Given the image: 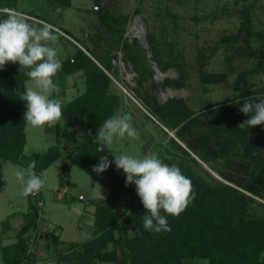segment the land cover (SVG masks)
<instances>
[{
  "label": "trees",
  "instance_id": "trees-1",
  "mask_svg": "<svg viewBox=\"0 0 264 264\" xmlns=\"http://www.w3.org/2000/svg\"><path fill=\"white\" fill-rule=\"evenodd\" d=\"M16 1L0 0V10H16ZM54 2L62 8L70 6L69 0ZM94 2L99 3V0ZM253 6L251 4L242 8V21L238 32L223 37L222 41L236 42L243 33V39L248 41L251 33L249 9ZM94 12L112 38L111 47H120L125 63H130L137 75V84L142 85L152 69L142 62L146 56L141 55L135 48L136 41L129 44L124 40L125 20L106 10ZM3 14L5 12L0 11V15ZM147 38L151 44L152 56L157 67H161L160 70L164 71L169 67L181 68L171 56L170 44H158L152 34ZM95 49H86L89 54L78 49L79 55L71 63L63 61L60 69L67 76L81 72L84 87L81 94L67 103H62L61 119L64 126L66 129L88 128L89 132L82 141L69 147L63 143L61 134L64 130L57 123L54 128L49 129L54 144L46 151L32 154L24 160L22 153L26 144V123L21 111H26V102L19 99L17 90L24 91V83L29 80L25 75L27 70H19L18 63H9L0 70V174L2 165L6 162L27 167L31 161H35L34 171L38 173L62 160L58 181L60 188H64L72 185L69 181L70 167L65 162L67 159L110 191L107 198L90 202L94 205V211L93 224L88 231L92 232L94 238L69 242L67 248L70 253L61 258L65 261L64 264H195L196 260H205L207 264H264V205L256 206L258 202L252 199H264V126L261 124L249 129L238 127L241 122L250 118V115L240 112L243 99H253L255 93L240 91V95L234 98V105L206 104L197 114L180 99L168 100L167 107H164L165 112L160 110L162 107L153 106L155 112H161L162 117L172 123L169 131H175L176 135L185 138L186 150L177 142L181 140L175 134V138L171 139L182 156L187 157L197 167L198 163L190 153L204 163L222 156L228 163L227 167L232 170L224 172L212 168L227 182L212 185L197 178L189 165L185 166L181 171L191 180L195 199L179 217H166L171 227L170 232H149L143 228L142 216L147 210L136 193L135 185L125 187V181L119 178L113 167L99 174L93 171V166L99 163L100 157L108 154L107 149L99 150L100 143L96 139L99 127L120 109L118 96L110 91L111 79L98 66L99 64L108 72L113 69L110 59L112 48L103 55L96 53ZM261 50L262 57L257 59L251 70L237 76L236 84L248 74L264 72V44ZM166 55L168 59L164 58ZM205 60L206 56L202 53L197 56L200 80L205 84L225 81V74L214 76L201 69ZM162 85L176 89L184 87V83L178 79H165ZM152 87H157V84L152 83ZM260 92L264 95V88ZM147 94H140L136 90L135 95L152 108L150 102H147ZM203 120L208 123V131L204 128L206 125ZM71 133V130H67L64 137L67 138ZM237 144L242 150L241 156L236 151L232 154L233 149H236L233 147ZM160 159L169 165L170 160L167 157ZM115 205L121 208L120 213L115 211ZM37 219L38 214L33 207L32 211L25 214V222L19 228L15 242L0 245L3 264H34L29 240L37 233ZM129 231H133V234L130 235ZM53 241L54 244H59L56 237Z\"/></svg>",
  "mask_w": 264,
  "mask_h": 264
},
{
  "label": "rangeland",
  "instance_id": "rangeland-1",
  "mask_svg": "<svg viewBox=\"0 0 264 264\" xmlns=\"http://www.w3.org/2000/svg\"><path fill=\"white\" fill-rule=\"evenodd\" d=\"M69 1L70 6L62 8L54 0H17L15 9L24 13L30 22L37 25L40 22H47L54 26L59 39L53 46L56 47L62 62L71 63L79 55L78 49L87 53L86 49L96 48V53L103 55L112 48L110 59L111 56H115L117 61L111 71L104 70L96 63L111 79L110 91L118 96L120 109L132 114L134 127L138 130L140 139L132 140L125 137L123 140H114L111 145L101 146L102 150H108L109 161H114V155L119 154L136 156L155 154L159 158L167 157L170 166L177 165L184 169L189 165L195 176L204 182L212 185L218 182L227 184L221 175L212 169L224 172L232 170L227 167L226 159L220 156L216 160L204 163L187 150L199 167L192 164L187 157L182 156L171 140L175 138L174 134L176 135L175 131H169L172 123L162 117L161 112H155L153 106L162 107L160 110L165 112L164 107H167L168 100L180 99L197 114L206 104L232 106L235 104L234 98L241 92L255 93L253 99L264 98L260 92L264 88V72L257 75L248 74L236 84L237 76L251 70L257 59L262 57L264 0H99V3H95L94 0ZM251 4L254 6L249 9L251 33L248 41L243 39L245 33L236 42L222 41L223 37L238 32L242 21L240 12L244 6ZM94 10L98 12L106 10L115 17L125 20L124 40L129 44L136 41L135 48L141 55L146 56L142 62L152 69L151 74H147V81L142 85L137 84V75L132 65L125 63L120 47H111L112 38ZM150 34L158 44L171 45V56L180 64V69L169 67L163 71L160 70V66L157 67L147 38ZM200 52L206 56L201 69L214 76L225 74V81L205 84L200 80L197 61ZM164 58L168 59V56ZM18 69L20 70V65ZM53 79L60 88V92L54 94L53 98L61 100L62 103L71 101L84 90L81 72L67 76L59 70ZM165 79L181 80L184 87L180 89L164 87L162 83ZM152 83H156L157 87H152ZM25 85L31 86V81H26ZM136 90L140 94L148 93L147 102H150L152 108L136 97ZM24 113L21 111L23 117ZM57 123L64 130L61 134L63 143L69 147L82 141L89 132L88 128L79 130L75 127L73 128L75 132L72 128L66 129L62 119ZM203 123L208 131L207 121L203 120ZM194 128L193 131L196 130ZM49 129L25 125L26 144L22 153L23 160L32 154L46 151L54 144ZM67 130H71L72 133L65 138ZM176 136L181 140L177 142L185 149V138ZM233 148L236 149H233L232 154L236 151L241 156L240 145L237 144ZM65 162L70 167L71 186L60 188L58 178L63 162L58 160L47 169L36 173L46 177V184L37 195L28 197L21 195V185L14 175L18 168L26 167L9 162L3 163L0 174V245L9 244L15 239L19 228L25 222V214L32 211L33 207L38 214V226L37 233L29 240L30 249L34 247L40 233L56 235L60 240L59 248L64 249L69 242L84 241L81 234L85 229L89 230L93 224L94 205L90 202L107 198L110 191L101 183L95 182L89 174L70 160L66 159ZM110 167L115 169L120 179L126 180L123 170H117L114 163H111ZM233 175L237 176L235 173ZM83 196L85 200L82 199ZM252 199L258 202L256 206L264 205V199L256 197ZM38 202L41 205L38 206ZM115 206V211L120 213L121 208ZM129 234L132 235L133 231H129ZM61 263L64 264L65 261ZM194 263L207 264L205 260H196ZM0 264H3L1 252Z\"/></svg>",
  "mask_w": 264,
  "mask_h": 264
},
{
  "label": "clouds",
  "instance_id": "clouds-1",
  "mask_svg": "<svg viewBox=\"0 0 264 264\" xmlns=\"http://www.w3.org/2000/svg\"><path fill=\"white\" fill-rule=\"evenodd\" d=\"M58 39L57 30L47 22L37 25L14 9L0 15V70L9 63H18L20 70H27L25 75L31 86L25 85L24 91L17 90V93L19 99L26 102L23 120L33 128H52L63 117L61 100L53 98L60 92L53 78L63 63L53 46ZM240 112L250 115V118L241 122L239 128L249 129L264 124V98H244ZM125 137L140 139L132 114L118 109L99 127L96 139L100 142L101 151V146L111 145L114 140ZM114 156V161L101 156L93 171L103 173L111 163L117 170H123L125 187L135 185L136 193L147 210L142 216L143 228L154 233L170 232L166 217H179L195 199L191 180L177 165L170 166L155 154ZM35 166L36 162L31 161L26 168H18L14 173L23 197L37 194L45 187L46 177L37 175ZM81 235L84 241L94 238L87 229Z\"/></svg>",
  "mask_w": 264,
  "mask_h": 264
},
{
  "label": "crops",
  "instance_id": "crops-1",
  "mask_svg": "<svg viewBox=\"0 0 264 264\" xmlns=\"http://www.w3.org/2000/svg\"><path fill=\"white\" fill-rule=\"evenodd\" d=\"M39 235V238L35 241L36 246L34 245V247L30 249L34 258V264H62V256L70 253V250L67 247L65 249L63 247L59 248V244H54L53 238L55 239L56 236L54 234L40 233ZM57 240L58 242L60 241L58 237ZM13 242H15V239L11 243Z\"/></svg>",
  "mask_w": 264,
  "mask_h": 264
},
{
  "label": "water",
  "instance_id": "water-1",
  "mask_svg": "<svg viewBox=\"0 0 264 264\" xmlns=\"http://www.w3.org/2000/svg\"><path fill=\"white\" fill-rule=\"evenodd\" d=\"M97 10H99V9L97 8ZM111 60H112V65L115 66L116 65V61H117V58L115 56H111ZM33 196H35V194ZM82 199L85 200L86 199L85 196H83ZM28 200H29V198H28ZM87 203L89 204V202H87Z\"/></svg>",
  "mask_w": 264,
  "mask_h": 264
},
{
  "label": "built area",
  "instance_id": "built-area-1",
  "mask_svg": "<svg viewBox=\"0 0 264 264\" xmlns=\"http://www.w3.org/2000/svg\"><path fill=\"white\" fill-rule=\"evenodd\" d=\"M0 11L7 13L8 11H10V9H3V10H0ZM39 205H41L40 202H38V206H39Z\"/></svg>",
  "mask_w": 264,
  "mask_h": 264
}]
</instances>
